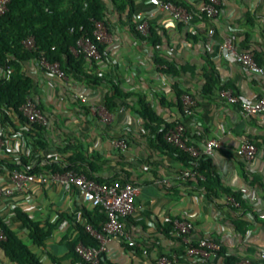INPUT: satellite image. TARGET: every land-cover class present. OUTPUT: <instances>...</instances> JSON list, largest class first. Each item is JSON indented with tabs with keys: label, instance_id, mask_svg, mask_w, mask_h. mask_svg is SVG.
Listing matches in <instances>:
<instances>
[{
	"label": "crops",
	"instance_id": "1",
	"mask_svg": "<svg viewBox=\"0 0 264 264\" xmlns=\"http://www.w3.org/2000/svg\"><path fill=\"white\" fill-rule=\"evenodd\" d=\"M173 1L193 11L188 23L171 20L148 0H101L100 21L109 32L101 42L104 59H85L82 70L103 75L107 82L88 84L66 73L69 82L64 83L41 69L33 58L0 68V80L10 75L31 78L30 98L47 120L38 131L10 112L6 121L0 112V182L7 183L8 170L16 168L20 157L40 163V157L57 161L77 156L93 179H117L137 187L133 210L122 220L132 244L108 238V264H155L161 255H175L174 264H225L219 253L206 259L177 256L179 237L174 231H164L169 218L191 221L190 237L213 238L225 255L236 258L232 264L245 258L262 264L264 111L243 116L237 105L219 96V90L229 87L241 98L255 100L263 93L264 78L224 58L219 45L224 38H231L237 48L250 51L264 68V0H220V12L210 20L199 11L204 0ZM136 13L145 15L149 37L134 28ZM208 28L212 29L210 35ZM166 62L178 73L162 71ZM211 72L218 83L206 92L204 74ZM178 92L198 100L192 114H183ZM80 95L85 96V102ZM106 96H113L116 105L109 111L110 120L102 122L84 107L103 104ZM142 105H147L158 124L148 123L140 115ZM175 122L184 125L195 146L208 138L218 140L219 147L213 154L201 159L203 170L215 177L211 191L202 185L203 180L171 179L172 174L187 167L163 144L165 129ZM117 139L126 141L124 151L113 144ZM245 139L256 146V156L249 164L234 151ZM68 144L71 148L62 151ZM168 178L171 181H163ZM230 192L237 194L243 205L227 203ZM16 207L44 230L55 225L43 246L28 237L27 228L15 215ZM82 207L92 208L81 204L76 189L35 182L25 194L3 200L0 216L42 264H55L49 255L60 257L67 252L66 241L74 235L72 223L86 224ZM63 220L65 224L61 225ZM73 261L70 258L62 264ZM0 264L16 263L0 251Z\"/></svg>",
	"mask_w": 264,
	"mask_h": 264
},
{
	"label": "built area",
	"instance_id": "2",
	"mask_svg": "<svg viewBox=\"0 0 264 264\" xmlns=\"http://www.w3.org/2000/svg\"><path fill=\"white\" fill-rule=\"evenodd\" d=\"M156 9L165 12L168 17L176 22L188 23L192 14L184 7L174 4L170 0H148ZM10 0H0V15L7 10V4ZM199 11L206 19H212L220 12V0H204L199 6ZM134 28L147 36L149 34V26L144 14L136 13L133 16ZM92 36L82 35L76 40L75 46L71 47V52L75 54H83L86 59L92 61H101V55L98 51L97 44L106 40L109 36L107 27L100 20L93 21ZM207 33L210 35L212 29L208 28ZM22 45L29 51L35 50V43L32 36L23 39ZM219 50L224 58L231 59L233 62L240 64L251 72L261 75L264 78V68L257 64L253 54L247 50L237 48L231 38H224ZM36 62L38 66L50 75L61 79L64 83H68L69 79L66 73L61 69L58 61H50L46 58L45 52L38 53ZM219 96L229 104L237 105L243 116H253L264 111V87L263 93L255 100L241 98L234 94L229 87H223L219 90ZM80 100L85 102V96L80 95ZM181 109L184 115H190L198 106V100L188 93L180 95ZM21 114L32 123L45 126L47 120L42 114L36 103L30 98L20 105ZM88 110L95 115L100 121L107 122L110 120L109 110L101 103L88 104ZM164 141L189 155L190 163L186 168L172 174V180H204L203 174L198 170V162L201 158L210 157L214 149L219 147L216 138L206 139L201 146H195L185 133V127L181 122H175L167 127L163 133ZM2 139L0 135V146ZM113 144L124 151L126 149V141L117 139ZM235 154L246 164L251 163L256 156V146L250 140L240 141L234 149ZM7 183L0 182V204L3 200L14 196V194H25L31 185L35 182L45 184H58L65 189L70 187L76 189L79 193L80 202L83 206H100L105 214L106 221L102 226V230L96 231L88 224L86 229L98 240L97 246L84 245L78 241L74 245V251L77 259L69 264H107L106 252L108 238L117 237L132 244L123 225L122 220L133 210V197L137 192V187L126 181L112 179L108 181L98 182L88 178L83 172L67 169L64 171L41 170L35 173H28L22 169L12 168L8 170ZM170 178L164 179V182L171 181ZM226 202L237 205L231 196L226 197ZM170 219V218H169ZM167 219V220H169ZM65 224V220L61 225ZM174 232L179 237L183 247L184 255L193 256L198 259H206L218 254L220 245L217 241L210 237H199L193 240L190 237L192 223L189 220L172 219ZM5 235L0 230V240H4ZM264 258V254H261ZM175 255H161L155 264H174ZM239 264H254L245 258Z\"/></svg>",
	"mask_w": 264,
	"mask_h": 264
},
{
	"label": "trees",
	"instance_id": "3",
	"mask_svg": "<svg viewBox=\"0 0 264 264\" xmlns=\"http://www.w3.org/2000/svg\"><path fill=\"white\" fill-rule=\"evenodd\" d=\"M170 1L184 7L188 12L193 13L192 10L183 4L181 5L173 0ZM100 8L101 0H10L7 4L5 13L0 15V68L18 65L19 61L29 58L36 60L38 53L44 51L46 58L50 61H58L61 69L65 73H71L73 77H80L88 84H100L101 82L109 81L103 75L91 74L82 70V62L86 58L81 53L77 54L75 57L70 50V47L75 46L76 40L82 35H87L93 39V21L101 20L102 18ZM28 36H32L34 39L36 48L33 51L25 49L22 45L21 41ZM149 36L148 34L147 37ZM96 44L101 55V60H103L104 53L102 45L98 42H96ZM164 64L166 68H162V71L173 75L178 73V70L173 69L169 63L166 62ZM204 77L205 84L203 90L211 92V88L215 87L218 83L217 77L213 72L204 74ZM32 87V80L28 76L10 75L8 78L0 80V112L4 114L3 119H6V121L7 115L10 112L15 114L21 123L28 124L31 128L42 131V126L29 122L19 110L20 105L26 98L30 97ZM182 93L183 92H178L180 106V95ZM103 105L109 111L115 107L116 103L113 96H106ZM37 107L39 108V105H37ZM84 108L88 110V106ZM139 113L148 123H159L156 117L150 112L147 105H142ZM37 143L40 146L44 145V142L41 141ZM163 144L172 151L181 162L189 166L191 158L187 153L167 144L165 141ZM69 148H71L70 144L66 145L61 150L66 151ZM201 159L198 162V170L204 175L202 185L211 191L215 186V177L213 173L203 170L201 166L203 160ZM39 160L41 161L40 163L39 161L30 163V160L26 157H20L16 164V168L22 169L28 173H35L42 168L51 171L73 169L77 172L81 171L88 178L93 179L86 174L85 169L80 162H78L79 158L77 156L72 157L70 155L57 161H52L50 158L41 159V157ZM94 180L102 182L101 180ZM230 194L237 202V205H243V200L237 194L232 192H230ZM81 209L82 216L86 217V224L100 232L106 221L104 210L100 206H94L91 210H87L85 207ZM14 212L19 221L27 228L28 237L32 242L38 246H43L44 239L50 235L51 229L55 227V225L49 226L44 230L39 226L37 221L31 220L20 208L16 207ZM72 226L74 235L66 241L67 252L60 257L49 255L51 261L55 264H62L63 261L69 260L70 258L76 260L77 255L74 251V245L78 241L84 245H98V240L86 229L85 224L81 225L78 222H73ZM0 230L5 235V239L0 240V251H2L4 256L11 262L16 264H42L36 253L28 247L19 237L17 231L10 227L1 216ZM167 230L174 231L172 219L166 221L164 231ZM217 253L223 256L225 264H232L236 260V258L232 256L225 255L221 247ZM183 254L184 251L181 244V249L177 252V256ZM261 263L264 264V259Z\"/></svg>",
	"mask_w": 264,
	"mask_h": 264
}]
</instances>
